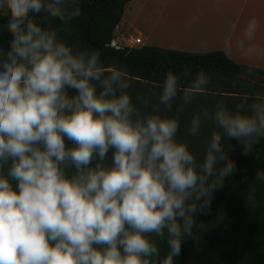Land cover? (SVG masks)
I'll use <instances>...</instances> for the list:
<instances>
[{
  "label": "clouds",
  "instance_id": "1",
  "mask_svg": "<svg viewBox=\"0 0 264 264\" xmlns=\"http://www.w3.org/2000/svg\"><path fill=\"white\" fill-rule=\"evenodd\" d=\"M79 14L78 0H0L10 34L0 47V264H174L202 226L196 214L236 171L222 141L247 154L264 138V95L194 114L185 135L213 127L198 161L177 138L178 116L207 75L184 85L168 71L157 103L142 109L122 68L35 19L67 24Z\"/></svg>",
  "mask_w": 264,
  "mask_h": 264
},
{
  "label": "trees",
  "instance_id": "2",
  "mask_svg": "<svg viewBox=\"0 0 264 264\" xmlns=\"http://www.w3.org/2000/svg\"><path fill=\"white\" fill-rule=\"evenodd\" d=\"M133 0H78L79 16L65 24L58 19L42 24L56 28L59 35L78 48L95 50L105 68H122L132 87L133 102L147 110L157 103L159 86L164 75L172 71L184 85L198 72H204L209 83L195 99L183 105L179 113L177 138L186 141L198 161L203 159L207 138L213 127L201 125L195 135H185L189 120L204 109L212 111L217 100L229 108L242 100L251 103L264 95V69L237 64L224 52L191 53L143 46L141 48L111 46L126 6ZM6 17L0 16V47H7L10 34ZM139 97V99H137ZM173 112L182 104L179 95L173 100ZM224 151L235 162L236 171L212 194L209 206L196 214L200 228L186 238L174 264H264V181L254 179L258 169L264 170V138L258 140L247 154L235 139L222 141ZM222 167V162L217 169ZM160 257L168 251L166 242L157 240ZM159 259V257H157Z\"/></svg>",
  "mask_w": 264,
  "mask_h": 264
},
{
  "label": "crops",
  "instance_id": "3",
  "mask_svg": "<svg viewBox=\"0 0 264 264\" xmlns=\"http://www.w3.org/2000/svg\"><path fill=\"white\" fill-rule=\"evenodd\" d=\"M161 1L133 0L126 6L116 30L123 31L125 43L143 37L141 46H152L150 37H144L142 30L148 24L153 27L162 21L170 32L187 40L189 46L205 48L197 52L221 51L237 64L264 69V0H214L212 3L195 0L189 5L185 0H164L158 13ZM250 20L255 25L248 34L246 27ZM169 49L181 51L179 47Z\"/></svg>",
  "mask_w": 264,
  "mask_h": 264
},
{
  "label": "rangeland",
  "instance_id": "4",
  "mask_svg": "<svg viewBox=\"0 0 264 264\" xmlns=\"http://www.w3.org/2000/svg\"><path fill=\"white\" fill-rule=\"evenodd\" d=\"M143 3H146L148 0H141ZM195 0H185L186 5L192 4L194 3ZM205 3H210L211 1L208 0H202ZM214 1V0H213ZM164 2V0L161 1L160 7L158 13H161V5ZM200 2V1H199ZM162 23V21H161ZM160 21L156 24H154L153 27H150L149 24L147 25V27L145 26L142 30V34L144 37H150V42L149 44L152 45L153 47H159L162 49H169L170 47H179V50L181 51H188L191 53H201V52H197V51H201V50H205V48H193L191 46L188 45V41L185 40L184 38L180 39L175 33L173 34L174 36H169L167 33L168 28L167 26H165V24H161ZM152 28V29H151ZM164 29H166L167 31H165ZM123 31L120 29L118 32H116L115 34V38L120 37L119 41L121 42V44H124L125 39H123L124 37L122 36ZM125 37H128V35H126ZM143 38V37H142ZM178 42H180L181 44L178 46ZM143 46H139L138 48H141ZM203 47V46H202ZM187 49H192V50H187Z\"/></svg>",
  "mask_w": 264,
  "mask_h": 264
},
{
  "label": "built area",
  "instance_id": "5",
  "mask_svg": "<svg viewBox=\"0 0 264 264\" xmlns=\"http://www.w3.org/2000/svg\"><path fill=\"white\" fill-rule=\"evenodd\" d=\"M140 45H143V38L142 37H137L135 39H132L131 42H124V44H121V42L115 38L112 42H111V46L116 48V49H121L123 47H131V48H138Z\"/></svg>",
  "mask_w": 264,
  "mask_h": 264
},
{
  "label": "bare ground",
  "instance_id": "6",
  "mask_svg": "<svg viewBox=\"0 0 264 264\" xmlns=\"http://www.w3.org/2000/svg\"><path fill=\"white\" fill-rule=\"evenodd\" d=\"M208 1H211L210 3H212L213 2V0H208ZM165 31H167L166 29H164ZM169 31V33H167L168 35L171 33V34H174V33H172V32H170L171 30H168ZM167 31V32H168ZM176 34V33H175ZM170 36V35H169ZM174 36V35H173Z\"/></svg>",
  "mask_w": 264,
  "mask_h": 264
}]
</instances>
